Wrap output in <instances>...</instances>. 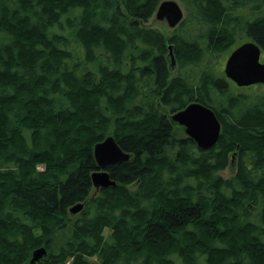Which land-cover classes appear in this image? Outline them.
Here are the masks:
<instances>
[{
    "label": "trees",
    "instance_id": "16d2710c",
    "mask_svg": "<svg viewBox=\"0 0 264 264\" xmlns=\"http://www.w3.org/2000/svg\"><path fill=\"white\" fill-rule=\"evenodd\" d=\"M162 1L0 0V264H264V87L218 69L264 52V0H179L169 36L145 26ZM194 101L207 150L171 118ZM108 136L131 158L95 188Z\"/></svg>",
    "mask_w": 264,
    "mask_h": 264
},
{
    "label": "water",
    "instance_id": "95a60500",
    "mask_svg": "<svg viewBox=\"0 0 264 264\" xmlns=\"http://www.w3.org/2000/svg\"><path fill=\"white\" fill-rule=\"evenodd\" d=\"M156 16L160 20H166L170 27L176 28L184 19V12L176 0H164L160 3ZM262 52V48L252 40L239 44L226 60L224 69L226 78L238 87L264 85ZM170 54L174 60L172 45ZM171 118L183 126L187 136L203 150L214 147L220 138L222 127L215 111L201 102H191L186 108L173 112ZM94 156L98 164V170L92 174L95 188L115 186L116 182L106 168L131 158V155L119 146L113 136H108L95 145ZM83 208L84 203L79 202L70 209V212L76 214ZM46 254L45 247L36 249L29 264H43L41 260Z\"/></svg>",
    "mask_w": 264,
    "mask_h": 264
},
{
    "label": "rangeland",
    "instance_id": "374dc122",
    "mask_svg": "<svg viewBox=\"0 0 264 264\" xmlns=\"http://www.w3.org/2000/svg\"><path fill=\"white\" fill-rule=\"evenodd\" d=\"M178 2V4L181 6L183 12H184V17H186L187 12H186V7L184 5L183 2L176 0ZM145 26L148 27H153V28H157L160 31H162L165 35L169 36L173 33L174 29L172 27L169 26L168 22L166 20H160L157 18L156 13L148 20V22L145 23ZM247 41L243 40L240 43H243ZM231 52H229L218 64V69H220V73L222 76H225V64H226V60L229 56ZM261 60L264 61V52H262L261 54ZM229 80V79H228ZM233 83V88L236 90H241V91H245V92H252L254 89H256L255 85L252 86H247V87H238L234 82ZM262 88L264 87V85L261 86ZM259 89V88H257ZM176 128H177V134L179 136H187L184 127L179 126V124H176ZM220 174L225 177V178H230L233 177V175L235 174V168L234 167H228L227 169L223 170L222 172H220Z\"/></svg>",
    "mask_w": 264,
    "mask_h": 264
},
{
    "label": "flooded vegetation",
    "instance_id": "af4514ba",
    "mask_svg": "<svg viewBox=\"0 0 264 264\" xmlns=\"http://www.w3.org/2000/svg\"><path fill=\"white\" fill-rule=\"evenodd\" d=\"M173 29H175V28H173Z\"/></svg>",
    "mask_w": 264,
    "mask_h": 264
}]
</instances>
